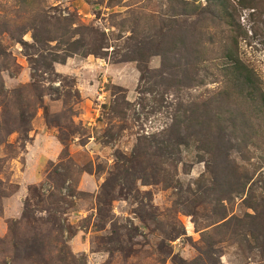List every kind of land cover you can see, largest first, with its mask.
Segmentation results:
<instances>
[{
	"label": "rangeland",
	"instance_id": "1",
	"mask_svg": "<svg viewBox=\"0 0 264 264\" xmlns=\"http://www.w3.org/2000/svg\"><path fill=\"white\" fill-rule=\"evenodd\" d=\"M166 1L46 0L35 4L34 10H23L14 0H0V22L5 18L14 20L16 28L22 27V32L26 31L24 36L22 32L18 33L23 36L20 41H15L7 33L0 35L11 55V68L3 67L1 72L6 92L11 94L14 89L33 82L34 73L43 80L45 87L54 90L53 93L45 92L44 105L37 108L28 137L24 140L17 132L9 136V142L14 144L18 153L14 158L8 157L0 172L4 190L11 193L1 199L0 205V264L9 261L3 251L7 246L1 241L9 239L13 221L20 222L16 227L25 237L33 235L31 225L38 227V231L53 244L49 247V255H57L60 245L57 235L61 236L57 232L59 219L68 226L64 236H70L68 250L78 259L76 264H184V260L193 262L204 256L203 234L212 228L209 227V216L212 215L210 209L191 206L189 187L197 191L194 182L206 168L204 162H198L195 151L184 152L183 155L188 157L185 166L179 164L176 171L168 167V173L175 176L173 185L178 179L182 182L183 190L178 186H168L165 181H169L170 177L153 180L160 178H151L154 171H148L151 173L147 176L150 183L145 184L137 180V175H141L140 168L134 172L130 165L127 168L129 173H135L134 180L126 173L123 179L114 183L117 169H123L122 162L116 156H131L136 151L138 135L156 132L170 122L165 110L152 112L154 106L158 105L151 94L147 95L149 101L145 109L137 104L140 100V71L136 62L122 61L117 49L123 43L120 40L122 34H130L123 32V29L128 30L134 25L135 16L140 19L142 13L153 9L162 14L164 8L160 4ZM200 4L205 6V2ZM36 12L42 16L46 12L55 18L70 16L78 23L105 31L110 46L106 48L107 54L101 57L76 54L64 63H54L51 74L36 71L35 67H42L45 58H51L50 53L58 51L64 54L57 41L40 46L34 40L31 21H24L21 17ZM207 14L203 12L201 22L206 20L212 23L209 30L214 32L216 42L208 45L207 49L210 47L215 52H210L207 63L200 64L197 74L199 84L185 90L183 88L180 94L171 92L168 97L170 103L176 104L179 99L190 100L196 96L206 97L222 87L218 67L225 60L222 57L223 44L229 41L224 32H229L230 27L211 22L210 16L204 17ZM196 19L192 17L187 20L191 22ZM237 19L241 31L247 33L239 40L238 54L255 70L264 89V13L254 15L251 10H242ZM161 65V55L150 57V70H158ZM117 87H122V93L133 107L129 110V129L121 132V121L109 116L112 101L121 91ZM44 108L49 109L48 114ZM224 118V124L235 129L237 123L229 113ZM76 128L78 132L75 133ZM62 133L69 137L67 154H62L65 148L60 141ZM235 135V142L244 143L238 139V133L235 132ZM256 143L261 142L256 140ZM255 145L251 144L248 152L245 149L242 153L235 152L234 158L248 166L250 172L256 171L254 178L260 181L264 179V150L257 149L258 145ZM248 153L251 156L249 164L246 162ZM6 154L5 146H0V157ZM62 163L72 167L71 181L66 183L56 173L63 172ZM110 184H113L111 189ZM35 186L46 196L51 190L64 196L66 201L61 204L57 216L52 215L53 211L46 210L43 203H37L38 198L31 190ZM54 186L59 187L60 191L55 190ZM28 200L34 210V216L29 218L30 223L27 218L23 219ZM230 209L231 216L251 212L242 206L240 199ZM222 247L220 264H264L257 250L252 251L239 241L224 243Z\"/></svg>",
	"mask_w": 264,
	"mask_h": 264
},
{
	"label": "trees",
	"instance_id": "2",
	"mask_svg": "<svg viewBox=\"0 0 264 264\" xmlns=\"http://www.w3.org/2000/svg\"><path fill=\"white\" fill-rule=\"evenodd\" d=\"M14 1L15 4H20L23 10H34L35 4L46 0ZM201 2H205V6H202ZM160 6L164 8L162 14H158L153 9L142 13L140 19L135 16L134 25L128 30L123 29V32L128 31L130 34H122L120 40H123V43L117 49L122 55L120 56L122 61L136 62L140 71L138 87L140 100L137 104L145 109L149 101L147 95L151 94L158 105L154 106L152 112L165 110L170 122L156 132L138 135L137 148L131 156L121 157V154L116 156L122 162L123 169H117L114 183L129 173L127 166L130 165L134 172H137L138 167L140 168L141 175H137L139 176L137 180H142L145 184L150 183L147 176L151 174L150 171H154L155 174L151 178L154 176L160 178L153 180L170 177L169 181H164L171 186L175 182V176L168 173V167L176 171L179 164L185 166L188 157L183 155L184 152L195 151L198 162H204L206 168L200 178L194 182L197 191L194 192L189 187L192 193L191 206L194 208L203 206L211 210L209 227L212 228L203 234L202 255L204 256L193 262L184 260V264H220L222 245L237 241L252 251L257 250L259 256L264 259V179L260 181L255 179L256 171L250 172L248 166L238 163L234 158L235 152L242 153L244 149L248 152L250 145H255L256 140L261 142L256 143L257 149L264 150V89L255 70L238 54L239 40L247 36V33L241 31L237 19L242 10H251L254 15L257 12L264 13V0H167L165 3L161 2ZM203 12H208L204 17L210 16L211 22H219L230 27L229 32H224L229 42L222 43V57L225 60L218 67L222 77V87L212 93L214 96H210L212 94H209V97L196 96L190 100L179 99L176 104L170 103L168 97L171 92L180 94L183 88L185 90L193 84H199L197 79L199 66L202 62L207 63L211 51L215 52L210 47L207 49V46L214 44L216 40L214 32L209 30L212 23L206 20L201 22ZM192 17L198 19L189 22L187 19ZM21 18L27 22L31 21L30 28L36 43L45 46L57 41L59 48L64 51L63 55L58 51L50 53L51 58H45L42 67L37 64L36 71L43 70L42 72L51 74L56 62L64 63L76 54L101 57L107 54L106 48L110 47L105 31L101 32L92 25L78 23L77 19L70 16L55 18L46 12L43 16L40 12H36ZM14 23V20L7 18L1 21L0 35L7 33L15 41H20L26 31L22 32V27L16 28ZM203 23H206L205 26H202ZM20 32L23 36L18 35ZM153 55L162 56L161 68L155 71L150 70L148 66L149 59ZM10 57L7 47L0 39V107L2 109L0 146H5L8 151L5 157H0V172L8 157L14 158L18 153L14 144L9 142V136L17 132L26 139L37 108L44 105L45 92L54 91L52 87L50 89L45 87L43 80L34 73L33 82L14 89L11 94L6 92L1 72L3 67L8 70L11 68ZM207 67L211 71L209 65ZM117 88L121 91L112 101L109 116L111 119L118 118L121 121L119 130L121 132L129 129L131 119L129 110L133 107L122 93V87ZM44 109L48 114L49 109ZM227 113L233 118L234 123H237L233 130L224 124L226 121L224 115ZM74 132H78V129L76 128ZM235 132L240 135L238 139L244 143L234 141ZM68 138V134L62 133L60 136V141L65 145L62 154L68 153L66 146ZM241 156L245 157V155ZM246 157V162L249 164L250 154L248 153ZM62 165L63 172L56 173L58 178L66 183L71 181L72 167L67 163ZM133 174L135 173H129L131 180L135 178ZM57 186H54V189L60 191ZM112 186L113 184H110V189ZM177 186L183 190L182 182L178 179L173 187ZM31 190L36 194L34 195L38 198V204L43 203L46 210L53 211L52 215L59 214L61 204L66 201L62 194L51 190L46 196L40 193L36 186ZM9 194L11 193L4 190L0 178V205L1 199ZM238 199L241 200L242 206L251 212L231 216L230 206ZM33 216L34 210L28 200L23 219L27 218L30 223L29 218ZM19 223L13 221L12 234L8 240L1 241L7 246L3 251L9 258V261L2 264H76L78 259L68 250L70 236L68 238L64 236L68 226L63 225L61 219L57 222L59 228L57 232L61 234V236L57 235V240L61 246L59 245L58 254L55 256L49 255V247L53 244L40 230L38 231V227L31 225L33 235L25 237L16 227ZM171 238L169 239L173 240ZM169 252L172 254V251ZM174 258L173 255L172 263Z\"/></svg>",
	"mask_w": 264,
	"mask_h": 264
}]
</instances>
